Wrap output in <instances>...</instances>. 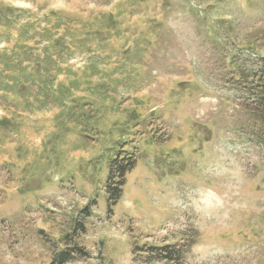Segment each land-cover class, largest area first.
I'll return each instance as SVG.
<instances>
[{
  "label": "rangeland",
  "instance_id": "obj_1",
  "mask_svg": "<svg viewBox=\"0 0 264 264\" xmlns=\"http://www.w3.org/2000/svg\"><path fill=\"white\" fill-rule=\"evenodd\" d=\"M262 60L264 0H0V264H264Z\"/></svg>",
  "mask_w": 264,
  "mask_h": 264
},
{
  "label": "trees",
  "instance_id": "obj_2",
  "mask_svg": "<svg viewBox=\"0 0 264 264\" xmlns=\"http://www.w3.org/2000/svg\"><path fill=\"white\" fill-rule=\"evenodd\" d=\"M263 61V67H262V71L261 73L258 75L257 79L253 82L254 84V96H253V102L252 104H258V107L260 106H263L264 108V60ZM251 98V96H250ZM260 104V105H259ZM119 168V174L118 176H121L117 182H118V186L115 187L114 184H111V180L108 184V190H109V194L110 195H113L114 197H117V190H120V188H122L123 184H124V175L126 174L127 172V168L124 166V165H119L118 166ZM114 169V168H113ZM112 169V170H113ZM110 178H112V175L110 176ZM110 200H113L114 199H111ZM72 251L76 254L77 250H74V249H69L67 251V253L64 255V257H62L58 262L57 264H64L68 261H71L73 259V253ZM165 258L167 259L168 256L166 255Z\"/></svg>",
  "mask_w": 264,
  "mask_h": 264
}]
</instances>
